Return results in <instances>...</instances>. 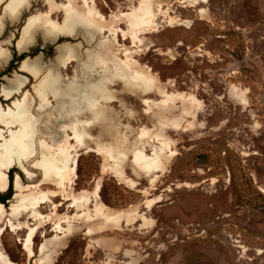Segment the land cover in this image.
<instances>
[{
	"label": "rangeland",
	"instance_id": "rangeland-1",
	"mask_svg": "<svg viewBox=\"0 0 264 264\" xmlns=\"http://www.w3.org/2000/svg\"><path fill=\"white\" fill-rule=\"evenodd\" d=\"M51 1L58 6L67 4L66 0ZM141 1L97 0V5L101 13L110 18L139 9ZM184 1L172 0L173 6L169 9L168 5H162L156 18L159 25L151 27L149 32L147 26L142 28L145 31L138 34L143 43L138 46L133 44L129 22L122 18L121 27L127 31L128 39L121 34L115 41L114 36L102 32L100 26L96 28L92 44L84 41L83 33L76 38L61 37L44 44V35L38 33L37 43L27 52L20 53L15 47L19 30L31 13L47 11L42 0L34 2L19 21L7 23L0 43L12 36L11 45L5 47L15 61L12 65L13 60H10L3 68L2 64L0 66V89L3 88V93L9 92L0 98L3 110L12 109L14 103H20L29 92L34 100V117H38L41 102L33 84L38 83L40 77L45 81L48 72L43 69L42 75L34 79L19 70V66L26 58L34 62L41 58V65L47 68L57 56L60 44L64 43L69 48L77 47L79 57L77 63L66 61L60 66L66 82L79 81V87L85 75L79 71L81 64L87 55L99 52L100 44L108 39L113 43L112 53L119 51L124 60L123 52L143 50L137 56L138 61L158 74L159 90L167 93L165 97L156 93L147 96L161 105V109L156 106L150 109L143 104L142 97L129 94L122 85L112 87L116 100L110 105V118L85 131L84 141L95 146L91 137L101 143H112L118 136L125 138L123 147L128 152V160L124 172L135 185L128 187L109 173L103 176L102 158L94 152L81 150L74 186L76 191H93L102 177L98 201L116 210L141 204L158 195L163 201L151 210L140 207L147 219L145 224L142 220L135 226L123 224L122 228L95 224L91 231L76 216L81 215L82 210L77 214L65 202L59 211L60 219L71 218L77 230L66 240L67 247L59 249L56 258H46L54 259L52 264H264V0H207L196 5ZM202 8L208 9L207 17L200 12ZM167 10L169 16L165 14ZM57 14L49 19L62 26L65 14ZM82 19L89 27L88 20L84 16ZM24 54L26 57L20 61ZM76 54L67 55V59ZM17 76L30 80H26L25 88L13 95L10 92L17 87H11L8 80ZM240 92L246 94V100ZM41 94L43 104L48 102L50 106L43 114L45 134L54 135L47 128L56 131L61 124V129H67L71 134L67 125L76 128L82 122L93 121L87 120L86 111L80 115H67L63 121L54 97L50 95L44 102V90ZM159 117L170 127L162 131ZM173 124L180 130L172 128ZM141 130L149 133L143 144L147 155H153V141L147 142L156 134L163 135L170 145L168 151L177 154L154 185L151 178L156 173L140 172L131 162L133 149L140 145ZM72 143L78 149L82 148ZM25 163V160L10 162L15 169L10 173L12 195L4 204L8 218H4L2 226L9 223L17 230L13 232L10 228L0 234V250L14 263L39 264L44 235L50 240L58 231L68 228V223L59 226L52 214L53 204L43 205L38 210L39 215L49 224L33 239L34 254L25 251L24 244L29 235L25 224L29 221L33 226L37 221L34 218L28 220L24 214L13 217L9 207L11 204L21 206L27 201L24 196L14 197L17 186L35 185L42 179L40 171L31 168L32 162ZM34 174L38 177L30 179ZM178 184L184 186L178 188ZM43 189L55 190V187L50 185ZM8 191L0 194L1 198ZM29 191L24 189L26 194ZM60 201H63L61 197L53 203ZM95 203L93 198L91 209Z\"/></svg>",
	"mask_w": 264,
	"mask_h": 264
},
{
	"label": "bare ground",
	"instance_id": "bare-ground-1",
	"mask_svg": "<svg viewBox=\"0 0 264 264\" xmlns=\"http://www.w3.org/2000/svg\"><path fill=\"white\" fill-rule=\"evenodd\" d=\"M4 1L5 0H0V5ZM27 1L28 0H9L5 7L4 15L0 17V36L5 29L6 17L16 20L20 12L27 7ZM186 1L190 2L191 5H196L200 2H206L207 0H185L184 2ZM66 2L67 6H56L53 5L51 0H48L50 9L44 15L45 18H30L28 25L23 29L19 48L23 49L31 42L33 32L37 29L38 24L42 26V23H44L46 35L49 36L52 41H56L59 38L61 39L63 34L71 36L76 33L75 31L79 30V32L84 35V41L88 44H92L96 38V28L98 26L102 28V32H110L114 36L113 39H115V41L121 34L124 39H128L127 31L121 27L123 24L122 18H126L129 22L132 28L133 44L134 46H138L139 43H143V39H141L138 34L145 31V29L142 28L147 26L148 30L146 31L149 32L151 27L159 25L156 23V18L161 13L160 7L162 5H168L169 9L173 6L172 0H142L139 9H135L131 13H123L120 16H111L107 18L101 13L97 5V0H66ZM62 8H64L63 10L67 14L72 13V15H78L81 18L78 17L76 23L69 21L71 18L67 19L61 27H58L49 18L58 12H62ZM200 12L203 17L209 15L208 9L202 8ZM165 14L169 16L168 10ZM82 16L88 18V21L91 23L90 26L92 27H87L83 24L84 21H81L83 20ZM112 48L113 43L111 40L107 39L100 44L99 52L90 53L87 57L85 56L86 61L81 64L79 70L83 71L85 75L83 74V82H80L81 84L78 85L79 87H77V82L79 81L66 82V79H64L61 74L60 67L65 64L66 61L68 64L77 63L79 61V57L76 54L77 47L69 48L66 43L60 44L57 49V56L50 61L47 68L41 65V58L37 59L35 62L30 60L24 61L21 65V70L30 74L35 79L42 75L43 69L48 72L45 81L40 77V79H38L39 81H37L38 83L33 84L34 92L39 95L41 102L40 107L37 109V113L39 114L38 117H34L35 114H33L34 112L32 110L34 100L29 92L25 93L22 101H19L20 103H14L13 108L7 111L3 110L2 104L0 103V126L3 125V128L0 127V194L6 193L9 189L8 172L13 167L10 165L12 160H25L26 165L32 162L31 168L39 170L42 175V179L35 185H28L24 188L17 186V192L14 197L24 196L27 201L21 206L11 204L9 207L13 217L24 214L27 216L28 220L34 218V220L37 221L33 226L29 221L25 224V227L29 230V235L24 244L25 251L28 252L29 255L34 254L32 248L33 239L36 238L40 230L45 229L49 224L45 217L39 215L38 210L43 205L49 202L53 204L52 214L56 216L59 226L63 222L68 223V228L64 231H58L52 239L47 240V236L44 235L45 241L40 249L39 264H47L48 261H52L50 264L54 263V259L47 260L46 258H56V254L60 252L59 249L61 248L62 250L67 247L66 240L77 230L76 225L70 221L71 218H67L65 221H61L60 219L59 211L65 206V202L68 203L67 207L77 211V214H80L78 212L82 210L81 215L76 216L79 220H83L84 224L88 226L89 231H91L94 229L95 224L114 225L117 228L124 227L123 224H125V226H135L139 223V220H142L145 224L147 219L140 211V207L143 206L151 210L155 205L163 201L162 196L158 195L151 199H147L141 204L116 210L98 201V192L102 186V177L93 191H76L74 188L76 180L78 179L76 170L81 150H85L86 153L94 152L102 158L101 174L103 176L109 173L116 177L120 183L128 187L133 188L135 185L124 172V164L126 160H128V152L126 148L123 147L125 138L118 136L112 143H101L91 137L90 140L95 142V146H91L90 143L87 144L84 141L85 131H90L93 126L97 124L106 123L107 118H110V105L116 100V92L113 91L112 87L122 85L124 91L142 97L143 104L147 105L150 109H152L153 106L161 109V105L159 102L147 98V96L156 93L161 95V97H165L167 94L165 91L159 90L161 80L158 74H156L150 66L143 65L138 61L137 56L141 55L143 50H124L125 52H123V54L126 58L124 60L121 58L122 53L119 51L117 53H112ZM8 53L7 50L0 47V66L8 62ZM69 54H76V57L73 56V58L67 59V55ZM56 69L58 71H56ZM100 70L102 75L99 76ZM26 80H28V78L23 76H17L14 80H8L11 87H17V90H10V93L18 94L19 90L26 87ZM43 90L44 102L48 99V96L52 95L54 101L57 102V108L59 109L63 121L65 120L64 117L67 115H80L79 113L83 111L88 112L87 120L89 121L91 118L93 121L82 122L78 124L76 128H70L67 125V128L71 129V134L66 128V130L61 129L62 124L59 125V130L56 131H51L50 129L52 128L50 127L47 128L50 133H54V135L45 134L43 114L50 106L47 105L48 102L43 104L41 97V92ZM8 93L9 92L5 91L3 96ZM240 94L246 100V94L244 92H240ZM171 96L176 97L175 94H171ZM195 105L197 106V103ZM68 120L69 122L73 121L72 119ZM158 120L162 131L165 130L166 127H170V124L164 122L162 117H159ZM171 127L175 130H180L177 124H173ZM185 130L187 131V129ZM148 136L149 133L147 131L141 130L139 134L140 145L133 149L131 162L140 172H144L145 174L156 173L151 178L152 185H154L167 171L171 160L177 154L168 151L170 145L166 142V138L163 135L156 134L153 140L147 142L150 143L153 141L151 145L153 155H147L143 148V144L144 139ZM72 142L81 145L82 148L78 149ZM37 177L38 175L34 174L30 179L35 180ZM50 185L54 186L55 190L43 189L44 186ZM182 186L184 185H177L178 188ZM24 189L30 190L31 192L29 191L30 193L26 194L24 193ZM59 197H61L63 201L53 203V200ZM93 198L96 200V203L94 208L91 209L90 203L93 201ZM7 213L8 209L0 202V234H4L10 228L13 232L17 230V228L9 223L2 226ZM0 264L17 263L11 261L9 256L0 250Z\"/></svg>",
	"mask_w": 264,
	"mask_h": 264
},
{
	"label": "crops",
	"instance_id": "crops-1",
	"mask_svg": "<svg viewBox=\"0 0 264 264\" xmlns=\"http://www.w3.org/2000/svg\"><path fill=\"white\" fill-rule=\"evenodd\" d=\"M31 1V2H30ZM37 0H28L27 2H26V6L28 7H25L24 8V10H22L21 12H20V14H19V16H18V18H16V20H12L11 18H7L6 17V20H5V29H6V25H7V23L8 22H10V23H15V22H17V21H19L20 19H21V17H22V15L23 14H25V13H27L30 9H31V7H32V5H33V3L34 2H36ZM43 1V3H44V5L47 7V11L46 12H48V10L50 9V5H49V3H48V0H42ZM9 2V0H5L3 3H1V5H0V17H2L3 15H4V12H5V7H6V5H7V3ZM48 3V4H47ZM54 5V4H53ZM55 5L56 6H58L59 4H56L55 3ZM61 6V5H60ZM62 6H65L64 4H62ZM66 6H67V4H66ZM63 10V9H62ZM3 11V12H2ZM46 12H44V11H35L34 13H31L29 16H27L26 17V19L23 21V25L21 26V28H20V30H19V37L17 38V40H16V44H15V47H16V49H17V51L18 52H20V53H23V52H27L28 50H29V48L30 47H32V46H34L36 43H37V34L38 33H42L43 35H44V44H47V43H49V42H54L55 40H50V38H49V36H47L46 35V32H45V28H44V23H42L41 25L42 26H40L39 24H38V26H37V29L33 32V34H32V39H31V42L30 43H28L23 49H21V48H19V42H20V40H21V37H22V33H23V29L28 25V23H29V20H30V18L31 19H33V18H45L44 17V15L46 14ZM62 12H64V11H62ZM58 13H60V12H58ZM57 14V13H56ZM64 16H65V21H67V19H70L69 21H73V23H76L77 22V20H78V17L79 16H76V15H72V14H67L66 12H64ZM55 15V14H54ZM57 15H61V14H57ZM63 16V15H62ZM73 17H74V19H73ZM87 20H88V18H86ZM59 21V20H58ZM64 21V22H65ZM88 23H89V27H91L90 26V21H88ZM58 27H61V25H57ZM5 29H4V31H5ZM76 33H74L73 35H71V36H66V35H62V37L64 36V37H72V38H75V37H77L78 36V33L79 34H81L80 32H79V30H77V31H75ZM4 33V32H3ZM3 35V34H2ZM1 35V36H2ZM0 36V37H1ZM63 37V38H64ZM12 40H13V38H12V36H9L8 38H6L5 40H4V42L3 43H0V44H4L3 45V49H7L6 47H5V45L6 46H9V45H11V43H12ZM57 41V40H56ZM7 52H9V50L7 49ZM9 54V60H8V62H6L5 64H3L2 65V68L4 67V66H6L9 62H10V60H11V53L9 52L8 53ZM26 60H29V59H26ZM26 60H24V61H26ZM24 61H22V63L20 64V66H19V70H21V65L23 64V62ZM1 68V69H2ZM0 69V70H1ZM28 74V73H27ZM31 78H34L33 76H31L30 74H28ZM35 79V78H34ZM42 79V78H41ZM30 80V79H29ZM28 258H31V257H28ZM33 258V257H32Z\"/></svg>",
	"mask_w": 264,
	"mask_h": 264
},
{
	"label": "trees",
	"instance_id": "trees-1",
	"mask_svg": "<svg viewBox=\"0 0 264 264\" xmlns=\"http://www.w3.org/2000/svg\"><path fill=\"white\" fill-rule=\"evenodd\" d=\"M26 57V55L24 54V55H22L20 58H19V60L21 61V60H23L24 58ZM15 60H13L12 62H11V65L13 64V62H14ZM15 169H14V167L10 170V172H9V178H10V186H9V191H8V193L7 194H5L2 198H1V196H0V202L1 203H3V204H5V202L7 201V200H9L10 199V197H11V195H12V174H10L12 171H14Z\"/></svg>",
	"mask_w": 264,
	"mask_h": 264
},
{
	"label": "flooded vegetation",
	"instance_id": "flooded-vegetation-1",
	"mask_svg": "<svg viewBox=\"0 0 264 264\" xmlns=\"http://www.w3.org/2000/svg\"><path fill=\"white\" fill-rule=\"evenodd\" d=\"M11 60H15V57L14 56H12L11 57ZM28 78V77H27ZM29 79V78H28ZM13 95H16V93H14ZM3 97V93H2V88L0 89V98H2ZM4 100V99H3ZM1 103V102H0ZM2 104V103H1ZM3 105V104H2Z\"/></svg>",
	"mask_w": 264,
	"mask_h": 264
}]
</instances>
